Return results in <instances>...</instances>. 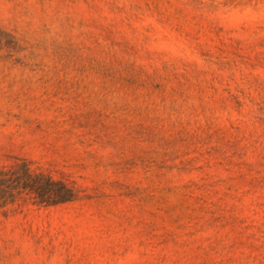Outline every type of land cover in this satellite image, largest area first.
<instances>
[{
  "label": "rangeland",
  "instance_id": "374dc122",
  "mask_svg": "<svg viewBox=\"0 0 264 264\" xmlns=\"http://www.w3.org/2000/svg\"><path fill=\"white\" fill-rule=\"evenodd\" d=\"M23 165L71 197L0 204V264H264V0H0Z\"/></svg>",
  "mask_w": 264,
  "mask_h": 264
},
{
  "label": "trees",
  "instance_id": "16d2710c",
  "mask_svg": "<svg viewBox=\"0 0 264 264\" xmlns=\"http://www.w3.org/2000/svg\"><path fill=\"white\" fill-rule=\"evenodd\" d=\"M20 170L19 174L12 179L5 178L6 173H0V204L12 200L19 190H27L39 201L46 203L70 199L71 190L63 183L54 181L50 177L31 173L26 165H23ZM14 174L15 172L10 173L12 176ZM5 182H9L6 185L7 189L2 188Z\"/></svg>",
  "mask_w": 264,
  "mask_h": 264
}]
</instances>
